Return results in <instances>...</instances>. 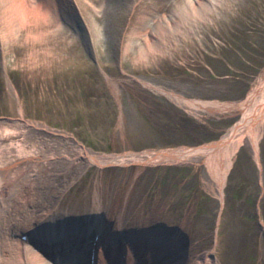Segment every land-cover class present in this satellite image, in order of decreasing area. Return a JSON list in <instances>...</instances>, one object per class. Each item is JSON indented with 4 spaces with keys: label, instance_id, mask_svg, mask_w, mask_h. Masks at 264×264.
Masks as SVG:
<instances>
[{
    "label": "rangeland",
    "instance_id": "obj_1",
    "mask_svg": "<svg viewBox=\"0 0 264 264\" xmlns=\"http://www.w3.org/2000/svg\"><path fill=\"white\" fill-rule=\"evenodd\" d=\"M114 1L77 0L79 28L65 22L61 0L27 17L26 6L16 16L10 3L9 24L29 20L0 45V162L18 149L36 156L15 178L7 219L27 230L28 211L41 213L60 194L61 213L99 207L111 225L165 227L187 264H264V128L256 150L247 139L238 148L222 182V157L147 159L220 142L246 111L242 102L262 101L264 0H219L211 15L191 14L184 30L145 54L134 30L175 0H135L131 12L126 0ZM158 89L230 109L183 104ZM84 150L140 161L98 166L81 158Z\"/></svg>",
    "mask_w": 264,
    "mask_h": 264
},
{
    "label": "bare ground",
    "instance_id": "obj_2",
    "mask_svg": "<svg viewBox=\"0 0 264 264\" xmlns=\"http://www.w3.org/2000/svg\"><path fill=\"white\" fill-rule=\"evenodd\" d=\"M34 1L35 3L28 4V0H0L1 47L4 48L7 41L6 34L13 36L14 32L16 33V29L19 28L16 24L19 21L24 23L29 20V18L22 19L20 17V20L16 21V23L9 24L7 21L13 15L11 14L10 3L14 5L13 12H15L16 16L17 11L27 7L26 11L22 12L25 17L33 14V12L46 14V10L42 9V2L45 1L47 5H52L53 3V0ZM61 1V11L65 22L67 24L71 22L77 28L85 25L84 19L75 14L76 11H79L77 0ZM123 2L130 12L134 9L135 0L134 3L127 0ZM173 3L176 6L170 12H162L153 20L152 24L145 18L142 28L134 30L144 35V40L140 44L139 50L141 54L146 53L143 52L146 50L145 48L147 50H156L161 45L169 43L170 39H173L178 32L186 28L185 21L191 14L205 15L206 17L211 15V11L219 3V0H185L183 6H179L177 0ZM158 90L180 99L183 104H191L194 107L210 110L230 109V106L225 107L218 104L191 101L177 94L166 92L162 89ZM254 98L255 96L253 95L242 102L240 107L237 106L242 111L243 108L246 111L244 110L239 122L223 136L220 142L205 144L195 148L158 151L148 156L147 159L152 161L155 159L161 161L163 158L181 160L202 155L205 162L208 163L213 158H217L216 156L218 158L222 157L225 166L218 159L220 171L216 177L219 182H222L226 167H229L232 157L244 141L247 139L255 150L258 146V141L264 128V94L262 101L256 104H254ZM27 125L32 129L40 130L35 125ZM17 151L20 152L16 156L17 158L11 161L3 158L0 162V264H9L10 261L11 264H187L185 254L175 249L177 248L174 244L175 238L172 233L168 232V230L166 231L165 227H154L149 224L145 225L142 222L136 224L127 223L125 226L121 223L111 225L107 218L100 217L101 212L99 211L101 209L95 206V214H93L92 210L89 213H82L76 212L74 209H65L61 213L57 207V204L62 199L60 194L54 195L52 197L55 199L54 202L49 201L50 204L41 213H29L31 211L34 212L33 209L28 211L26 215L31 222L29 224L31 226L27 230L24 229L22 223L14 221L15 219H7V213L11 209V198L17 197L18 189L13 187L15 178L21 170L24 171L22 163L26 160L34 159L36 156L30 151H28V154L20 149ZM83 153L84 156L80 154L82 159L98 166L117 164L123 162V160L130 163H138L140 161L139 157L132 153L128 154V156L125 154L115 155L109 157V159L103 155L89 154L86 150ZM18 165L21 166L20 169ZM212 169L213 167L211 172H214ZM6 200H9L10 204L6 203ZM33 203L35 205L39 204L38 200ZM34 204L32 205L33 207ZM91 212L92 214H90ZM9 239L16 241L10 244L8 243L10 242ZM210 256L213 257V254ZM205 259V261L210 260L207 257Z\"/></svg>",
    "mask_w": 264,
    "mask_h": 264
}]
</instances>
